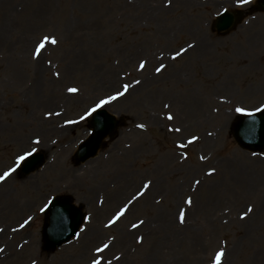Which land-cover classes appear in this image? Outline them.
Listing matches in <instances>:
<instances>
[{
	"label": "rangeland",
	"instance_id": "obj_1",
	"mask_svg": "<svg viewBox=\"0 0 264 264\" xmlns=\"http://www.w3.org/2000/svg\"><path fill=\"white\" fill-rule=\"evenodd\" d=\"M224 8L238 9L232 0H0V172L36 136L48 156L36 172L22 177L17 169L0 183V264H90L110 239L101 255L112 264H211L220 247L223 264H264V152L242 149L231 131L243 113L235 108L264 105V12L221 34L213 20ZM46 35L57 43L36 57ZM204 36L208 50L197 51ZM181 48L188 51L173 60ZM124 84L128 92L103 108L125 124L77 163L91 130L80 115ZM176 127L182 131H169ZM193 135L195 143L179 147ZM148 181L125 216L105 227ZM60 193L72 194L88 216L79 238L47 251L40 209Z\"/></svg>",
	"mask_w": 264,
	"mask_h": 264
},
{
	"label": "water",
	"instance_id": "obj_2",
	"mask_svg": "<svg viewBox=\"0 0 264 264\" xmlns=\"http://www.w3.org/2000/svg\"><path fill=\"white\" fill-rule=\"evenodd\" d=\"M258 9L264 10V0H260ZM242 17L241 10L229 11L216 19L215 26L221 31L228 32L239 23ZM92 125L95 129L90 138L80 145V151L76 155L78 160H86L95 155L100 149L103 138L108 134L112 136L118 126L115 117L105 111L95 114ZM233 131L237 142L243 149L264 150V111L254 115L241 116ZM44 162V157L41 154H36L24 164L22 173H29ZM50 205L48 218L44 225V235L47 238V247L55 248L69 241L73 235L78 233L83 221L81 217H84V214L72 204V197L69 196L60 195Z\"/></svg>",
	"mask_w": 264,
	"mask_h": 264
},
{
	"label": "snow or ice",
	"instance_id": "obj_3",
	"mask_svg": "<svg viewBox=\"0 0 264 264\" xmlns=\"http://www.w3.org/2000/svg\"><path fill=\"white\" fill-rule=\"evenodd\" d=\"M171 2H172V0H167V4L169 6L171 5ZM250 3H251V0H232V6L234 8H243V7H245L246 5H248ZM223 12L224 13H228L229 9L228 8H224ZM217 15H222V14L220 12H218ZM46 43H51L52 45H55L57 43V39H56L55 36H51V37L47 36V35L44 36L43 39L38 43L37 47L34 49V55L36 57L40 56L41 51L43 49H45V44ZM192 47H195V45H193V44H189L188 45V48H192ZM188 48H181L180 50L176 51L175 54L171 58L173 60H175L177 57H180L182 54L186 53L188 51ZM146 64H147V61H141L140 64H139V68L141 70H144L145 67H146ZM165 68H166V65L161 63L160 66L155 69V71L157 73H160ZM55 75L57 77H59L60 73L57 72V73H55ZM139 83H140V81L137 80L136 84H139ZM122 87H123V91H117L114 95H109L107 98L100 99L97 103H95L94 106H92L89 109L85 110V112L82 115H80L79 120L80 121L86 120L89 116H91L93 113L97 112V110L102 108L104 105L109 104L110 102L117 100L119 97L124 96L128 92V90L131 87V85L130 84H124ZM77 91H78V89L75 88V87H72V88L68 89V92H70V93H76ZM165 107L167 108V107H169V105H165ZM235 111L236 112H245L246 109L237 107V108H235ZM255 111H257V112L264 111V105H262L260 107H257L255 109ZM248 114L251 115L252 113L249 112ZM47 115L49 117H51L53 115V113L52 112H48ZM55 115L56 116H60L61 113L56 112ZM166 118L169 121H172L174 119V117H173V115L171 113H168ZM77 122L78 121L72 120V119L65 120V124H73V123H77ZM138 127L143 129V128H145V125L144 124H139ZM169 131L180 133L182 131V129L180 127H176V128H170ZM209 134L211 135V133H209ZM198 139H199L198 136L193 135V136H191V138L187 139V143L186 144L181 143L179 145V147L180 148H186L188 145H191V144L195 143ZM31 144H32V146L30 147V149L24 150L21 154H18L16 156L15 163H14V165L12 167H9L7 170L0 172V183H3L6 180H8V178L11 177L13 175V173L17 172V169H19L21 167V165L25 164L30 157H34L36 154H38L40 152V148L38 146L41 145V138L39 136H36L35 139H33L31 141ZM253 155H256V154L253 153ZM200 159L203 160V159H205V157L201 156ZM215 172H216V169L214 167L210 168L209 171L207 172V175L211 176ZM151 183H152L151 181H148L147 183H145L143 185V190L139 191L136 195H134L131 198V200H129L127 203H125L123 205V207L119 208V210L116 211L114 216L108 221V223L105 225V227H111L112 225L116 224L122 217H124L125 214L127 213V211L129 210L130 205L136 199H138L139 197L144 195V192L151 186ZM200 183H201L200 180H196L195 181V184H197V185H199ZM192 202H193L192 198L189 196L187 198V200H186V203L188 205H191ZM101 203H103V201H101ZM45 207H47V205H45ZM44 210H45V208H41L40 209V211H44ZM252 212H253V207L251 205H249L247 207V210L244 211L240 215V219L241 220L246 219L249 216V214L252 213ZM83 218L84 217H81V219H83ZM88 219L90 221L91 217L89 216ZM31 220H32V217L29 216L27 219H25L23 221L22 224H20V228H24L26 225L29 224V222ZM179 222L181 224H183L185 222V211H183V210L179 213ZM143 224H144V221L140 220L138 223L132 224V228L136 229V228L140 227V225H143ZM2 231H3V229L0 228V232H2ZM13 231H16V229H13ZM82 231H83V229H82ZM77 238H79V234H77ZM138 242H141V243L143 242V237L142 236L138 238ZM111 244H112V240L110 239L107 242H102L100 245H98L95 248V253L97 255L94 258L91 259L90 264H112V260L107 259L104 255H101V254L105 253V251L110 248ZM3 251H4V249L0 248V252H3ZM225 255H226L225 248L224 247H220L219 250H217L214 253V256L211 258V264H223V260H224ZM114 259L119 260L120 257L116 256V257H114ZM32 264H36V261L33 260Z\"/></svg>",
	"mask_w": 264,
	"mask_h": 264
},
{
	"label": "bare ground",
	"instance_id": "obj_4",
	"mask_svg": "<svg viewBox=\"0 0 264 264\" xmlns=\"http://www.w3.org/2000/svg\"><path fill=\"white\" fill-rule=\"evenodd\" d=\"M207 41H208V39L204 36L203 37V41L201 39V41H199L198 43H196L197 51H200V50H208V44H206Z\"/></svg>",
	"mask_w": 264,
	"mask_h": 264
}]
</instances>
